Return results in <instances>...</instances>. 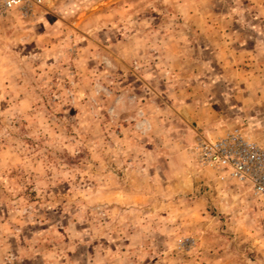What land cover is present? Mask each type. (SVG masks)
Masks as SVG:
<instances>
[{"label":"rangeland","instance_id":"rangeland-1","mask_svg":"<svg viewBox=\"0 0 264 264\" xmlns=\"http://www.w3.org/2000/svg\"><path fill=\"white\" fill-rule=\"evenodd\" d=\"M264 149V0H40L0 15V264H264V198L190 151Z\"/></svg>","mask_w":264,"mask_h":264},{"label":"built area","instance_id":"built-area-1","mask_svg":"<svg viewBox=\"0 0 264 264\" xmlns=\"http://www.w3.org/2000/svg\"><path fill=\"white\" fill-rule=\"evenodd\" d=\"M40 0H0V15L11 10L27 12ZM195 162L247 186L254 197L264 198V149L238 127L215 136H200L190 147Z\"/></svg>","mask_w":264,"mask_h":264},{"label":"crops","instance_id":"crops-1","mask_svg":"<svg viewBox=\"0 0 264 264\" xmlns=\"http://www.w3.org/2000/svg\"><path fill=\"white\" fill-rule=\"evenodd\" d=\"M211 171H212V170H211ZM212 172H214V171H212ZM215 174H216V172L213 173V175H215Z\"/></svg>","mask_w":264,"mask_h":264}]
</instances>
